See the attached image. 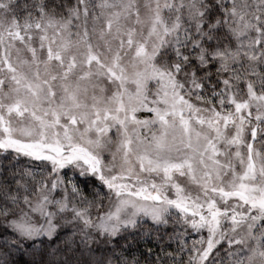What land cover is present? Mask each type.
I'll return each instance as SVG.
<instances>
[{"label": "snow or ice", "instance_id": "obj_1", "mask_svg": "<svg viewBox=\"0 0 264 264\" xmlns=\"http://www.w3.org/2000/svg\"><path fill=\"white\" fill-rule=\"evenodd\" d=\"M0 264H264V0H0Z\"/></svg>", "mask_w": 264, "mask_h": 264}, {"label": "trees", "instance_id": "obj_2", "mask_svg": "<svg viewBox=\"0 0 264 264\" xmlns=\"http://www.w3.org/2000/svg\"><path fill=\"white\" fill-rule=\"evenodd\" d=\"M20 2H21V3H23V2H24V0H20Z\"/></svg>", "mask_w": 264, "mask_h": 264}]
</instances>
